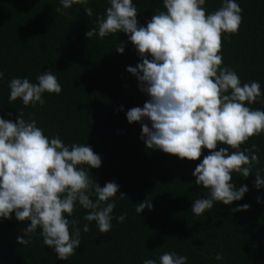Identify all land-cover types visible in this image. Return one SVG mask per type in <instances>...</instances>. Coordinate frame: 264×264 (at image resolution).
<instances>
[{"label": "trees", "instance_id": "obj_1", "mask_svg": "<svg viewBox=\"0 0 264 264\" xmlns=\"http://www.w3.org/2000/svg\"><path fill=\"white\" fill-rule=\"evenodd\" d=\"M237 2L242 22L236 34L221 37V66L232 68L242 84L258 81L264 92V0ZM133 3L140 25L165 10L162 0ZM107 6V0H90L86 6L74 4L69 9L61 8L59 0H0V72L4 73L0 117L15 122L22 111L24 119L36 120L50 138L59 136L67 145L87 143L102 160L89 175L101 187L114 181L119 185L117 196L126 195L116 198L113 210L114 217L125 215V220L118 223L114 218L108 233H100L94 221H84L86 210L77 205L73 216L79 226L89 223V231L81 232L80 246L67 261L58 260L43 245L39 229L28 245L16 242L28 221H17L14 214L0 219V264H142L144 259L159 264V256L170 251L186 256L187 264H264V189L253 186L252 176L256 169L264 176V134L241 145V150L256 145L259 161L249 177L233 174L237 188L248 187L243 198L231 205L214 202L203 215L192 214V201L207 196L192 172L209 150L202 149L200 158L189 161L147 149L139 138L140 123L127 122L125 113L148 99L136 77L126 71L140 58L124 33L85 37L89 28L97 27V16L102 17ZM84 7L92 9L91 16L85 15ZM219 7L220 0H206L204 5L206 14ZM120 42L123 54L115 51ZM48 69L61 85L59 95L45 93V103L34 107H25L20 100L9 104L12 78L27 77L35 83L36 76ZM250 107L264 110V102ZM145 199L152 210L145 208L139 215L135 208ZM243 204L250 207L230 211ZM217 252L223 261L215 260Z\"/></svg>", "mask_w": 264, "mask_h": 264}, {"label": "clouds", "instance_id": "obj_2", "mask_svg": "<svg viewBox=\"0 0 264 264\" xmlns=\"http://www.w3.org/2000/svg\"><path fill=\"white\" fill-rule=\"evenodd\" d=\"M90 0H59L63 9L74 4L86 6ZM206 0H162L158 11L145 25L138 24L133 0H107L104 15L97 16L96 28L85 33L103 39L124 33L134 46L140 63L126 67L136 77L139 90L148 99L142 107L126 113L129 124L139 122L140 139L147 149L160 150L180 159L196 161L202 149L209 154L196 165L192 176L207 196L192 201L191 212L203 215L214 202L231 205L248 192L246 185L233 183V174L247 178L258 164L256 145L241 150L250 137L264 134V110L251 108L264 102L258 81L241 83L238 74L222 65L221 37L236 34L242 22L237 0H220V7L206 14ZM61 8L56 12L60 13ZM87 16L92 9L84 7ZM63 14V13H61ZM123 54L124 44L115 47ZM4 73L0 72V80ZM14 77L8 82V102L23 106L43 105L45 93L62 91L51 69L36 76ZM123 111V106H120ZM6 115L11 116V113ZM223 147L217 149V145ZM101 157L87 143L65 144L59 136L49 137L34 119H24L20 111L15 122L0 117V219L28 221L23 237L16 242L28 245L39 229L42 243L60 261H67L80 246L81 232L95 222L100 233H108L112 220L122 223L125 215L113 216L119 185L114 181L101 187L89 175L101 167ZM256 169L253 186L264 189V176ZM94 197V198H93ZM261 198L257 197V203ZM77 205L86 214L84 223L73 216ZM248 204L230 209L246 211ZM152 210L150 200L137 204L140 213ZM71 218V219H69ZM220 252L216 261H223ZM159 264H187L188 258L175 251L164 252ZM142 264H157L144 259Z\"/></svg>", "mask_w": 264, "mask_h": 264}]
</instances>
